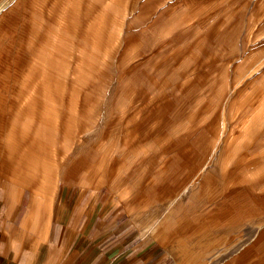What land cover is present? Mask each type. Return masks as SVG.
<instances>
[{"label": "rangeland", "instance_id": "rangeland-1", "mask_svg": "<svg viewBox=\"0 0 264 264\" xmlns=\"http://www.w3.org/2000/svg\"><path fill=\"white\" fill-rule=\"evenodd\" d=\"M0 173L234 190L222 262L264 264V0H0Z\"/></svg>", "mask_w": 264, "mask_h": 264}, {"label": "crops", "instance_id": "crops-1", "mask_svg": "<svg viewBox=\"0 0 264 264\" xmlns=\"http://www.w3.org/2000/svg\"><path fill=\"white\" fill-rule=\"evenodd\" d=\"M231 165L239 174L253 170L241 156ZM154 178L149 192L117 187L110 178L85 184L58 178L44 195L0 173V264H244L222 262L221 239L235 224L230 209H251L253 202L247 206L230 195L234 190L219 194L215 186L214 197L193 195L202 210L191 215L185 188ZM164 191L172 196L162 199Z\"/></svg>", "mask_w": 264, "mask_h": 264}]
</instances>
